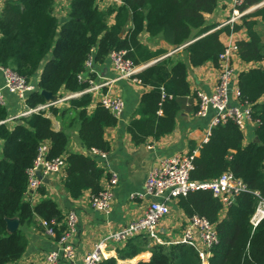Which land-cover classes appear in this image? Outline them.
I'll list each match as a JSON object with an SVG mask.
<instances>
[{
  "label": "trees",
  "instance_id": "trees-1",
  "mask_svg": "<svg viewBox=\"0 0 264 264\" xmlns=\"http://www.w3.org/2000/svg\"><path fill=\"white\" fill-rule=\"evenodd\" d=\"M100 0H67L66 20L54 15V0H7L0 12V67L10 68L27 83L39 72L34 90L25 99L26 106L46 104L40 91L54 98L63 93L82 92L87 81L78 77L86 61L103 64L112 51H126L125 58L144 67L135 73L139 85L148 88L140 96L126 131L134 145L148 139L157 141L171 134L181 110L180 99L190 95L187 60L192 67L210 62L217 66L224 45L220 36L244 29L246 39L237 40L238 59L245 64L264 60V47L256 30L258 20L264 25V0H242L241 10L261 4L232 26L210 32L205 15L216 8L217 0H120L104 7ZM263 3V4H262ZM112 21V23H110ZM142 33L160 37L173 49L183 47L177 56L164 50H150L140 39ZM91 78L93 76H90ZM240 101L250 105L251 118L257 121L253 139L232 121L211 129L206 142L196 149L189 179L203 182L225 172L240 179L250 191L264 198V67L253 66L237 76ZM67 108L50 106L44 111L5 122L7 111L0 104V264H13L25 252V229L37 226L36 220L59 224L56 237L65 229L64 217L43 186L34 192L40 198L32 202L27 171L32 168L41 145L47 144L45 160L64 157L63 189L72 199L85 191L97 195L105 176L98 156L108 153L104 129L116 125L117 118L99 102L89 112V93L69 99ZM50 117L60 119L61 128H53ZM76 130L86 154L68 150L69 131ZM194 148L190 150L192 153ZM255 197L237 196L226 209L209 190H196L180 196L177 207L187 218L198 216L214 225L217 243L209 250L208 264H264V219L253 228L249 218ZM18 219L14 232L6 219ZM151 254L137 264H200L196 249L187 244H152L145 237L129 239L117 249L119 259H131L144 250ZM99 264H117L113 258Z\"/></svg>",
  "mask_w": 264,
  "mask_h": 264
},
{
  "label": "crops",
  "instance_id": "crops-1",
  "mask_svg": "<svg viewBox=\"0 0 264 264\" xmlns=\"http://www.w3.org/2000/svg\"><path fill=\"white\" fill-rule=\"evenodd\" d=\"M6 1L0 0V12ZM54 1V15L63 22L66 20L68 2L67 0ZM231 2V0H217L214 11L205 15L206 25L213 26L210 32L215 31L222 22L230 17ZM118 3H120V0ZM109 4L113 3L109 0H100L98 3L100 7ZM236 23L238 24L240 21L238 20ZM256 30L260 34L261 43L264 47V25L259 20L256 25ZM232 38L234 41L245 40L246 35L244 29L234 32ZM140 39L152 51L164 50L166 54L160 58L170 55L177 56L183 49V47L173 49L160 37L150 38L147 33H142ZM220 40L223 42L225 35L220 36ZM91 58L92 73L88 71L84 72V78L93 76V80L97 82L115 78V73L108 59L103 64H97L94 62L93 55ZM184 62L187 65V81L190 85L191 93L189 96L180 99L181 110L176 117V125L173 132L157 141L148 139L146 143L136 146L131 142L130 135L126 131V126L138 105L141 94L147 91L148 88H144L132 81L121 79L112 83L109 89H103L104 92L108 90L113 95L120 96L124 102L123 111L117 117L116 125L104 129V139L109 143L110 151L105 154L104 158L98 157L99 165L105 171V176L101 180V187L108 181L112 174H115L117 177V184L113 188V198L108 213L96 212L91 209L90 197L92 195L89 191H85L78 199L70 198L63 189V171L42 175L39 186H43L48 197L56 202L64 219L71 213L76 218V230L72 236L74 258L71 261L61 259L59 264L81 262L101 238L139 219L143 215L147 204L150 202V199L142 196V194L144 193L146 177L152 167L163 157L188 154L192 148L195 151L204 143L207 125L214 113L213 111H209L204 118L195 116L197 110L195 92L197 90L207 93L211 91L215 82L217 69L210 62L195 68L190 66L187 60H184ZM253 66L264 67V60L256 64H245L236 57L234 59L235 76L237 77L241 71ZM141 69L142 67L138 71ZM38 77L39 72L30 83L34 89ZM2 82L3 79L0 72V85ZM65 95L67 93H63L62 97ZM97 102V98H92V102L88 107L89 112L95 107ZM3 106L7 111L8 118L19 115L26 108L25 100L8 92L3 93ZM56 107L60 109L67 108L68 102H61ZM50 118L53 128L59 130L61 128L60 119ZM8 123L12 124V122ZM253 138L254 130L249 128L246 132L245 140L248 141ZM68 150L73 153H87L75 129L69 131ZM39 198L40 196L34 192L32 202L36 203ZM186 220L187 217L185 214L177 207V200H174L170 205V213L158 223L157 228L160 230V238L166 242L176 240L181 236ZM36 225L25 229L27 237L25 252L13 264H42L45 255L57 248L56 239L44 233V229L38 224V220H36ZM124 244L109 242L105 251L106 259L113 258L117 264H137L140 260L147 261L151 256L150 252L146 249L131 259H119L116 251L122 248ZM149 245L152 244L148 242Z\"/></svg>",
  "mask_w": 264,
  "mask_h": 264
},
{
  "label": "built area",
  "instance_id": "built-area-1",
  "mask_svg": "<svg viewBox=\"0 0 264 264\" xmlns=\"http://www.w3.org/2000/svg\"><path fill=\"white\" fill-rule=\"evenodd\" d=\"M112 3H118L119 0H109ZM232 8L230 17L222 22L215 30L224 26H232L248 12L251 8L241 10L242 0H231ZM233 32L225 35L223 41L224 49L218 56L217 74L214 85L210 92L197 90L195 98L197 101L196 117L204 118L209 111L214 115L209 121L206 130L204 142L207 141L211 129L224 124L227 120H232L243 132L244 136L249 128L255 129L257 121L251 118L250 105L240 101V91L237 88V77L235 76L234 59L237 56L236 41H234ZM126 51H112L108 55V60L112 70L115 73L114 79L104 81H94L93 78H84V72L92 73V56L85 63V71L79 75V79L87 81L88 86L82 92L67 94L61 98H55L46 104L38 105L35 108L26 106L24 112L14 115L5 120L13 122L20 117L33 112L44 111L50 106H57L59 103L68 101L71 98L79 96L82 93H89L92 98L106 109H108L116 118L124 108V102L118 95H113L108 90L112 83L117 80H129L139 84L134 78L135 73L142 66H135L129 59L125 58ZM3 82L0 85V104L3 105V93L17 95L25 100L29 92L34 88L25 79L19 76L10 68L0 67ZM47 151V144L40 146L37 157L32 168L27 171L28 191H35L40 185V179L35 175L37 170L41 175L54 174L64 170V157H58L53 160H45L44 155ZM197 151L188 154L171 155L163 157L149 171L145 183L144 193L150 199L143 215L134 222L129 223L118 231L112 232L101 238L93 249L85 255L79 263L72 264H99L106 259V249L109 242L123 244L129 239L142 236L151 244H187L194 247L198 253L200 264H208L210 248L217 243V236L214 225L208 220L198 216L187 218L183 226L181 236L173 241H163L160 238L158 223L170 213V205L180 196L196 190H209L215 198H218L226 209L231 205L235 198L243 193H250L256 199L253 213L249 218L250 225L255 228L264 219V198L256 191H250L246 185L232 174L225 172L218 178L203 181L192 182L189 179L190 171L193 169L192 160ZM92 155L104 158V153L92 151ZM117 184V177L112 174L108 181L102 186L101 191L90 197V207L96 212L108 213L113 198V188ZM38 224L44 229V233L56 239L57 248L48 252L42 264H59L61 259L72 260L74 258V245L72 236L76 230V218L73 213L68 214L63 224L65 229L56 237V229L59 224L55 221L38 220Z\"/></svg>",
  "mask_w": 264,
  "mask_h": 264
},
{
  "label": "water",
  "instance_id": "water-1",
  "mask_svg": "<svg viewBox=\"0 0 264 264\" xmlns=\"http://www.w3.org/2000/svg\"><path fill=\"white\" fill-rule=\"evenodd\" d=\"M258 6H260V4L256 5V6H253L250 10H253L255 8H257ZM40 94L42 97H44V99L48 102V101H52L54 100V97L52 96V94L48 91H45V90H41L40 91ZM19 119H16L15 121H18ZM254 141H257L256 137L253 138ZM35 175L38 179H42V175L40 173L39 170H37L35 172ZM6 225H7V229L8 231L10 232H14L16 229H18L19 227V221L18 219H6Z\"/></svg>",
  "mask_w": 264,
  "mask_h": 264
},
{
  "label": "rangeland",
  "instance_id": "rangeland-1",
  "mask_svg": "<svg viewBox=\"0 0 264 264\" xmlns=\"http://www.w3.org/2000/svg\"><path fill=\"white\" fill-rule=\"evenodd\" d=\"M259 32H260V28H259Z\"/></svg>",
  "mask_w": 264,
  "mask_h": 264
}]
</instances>
